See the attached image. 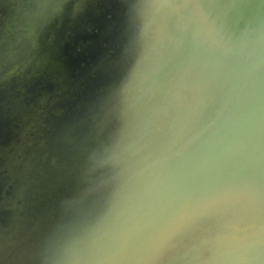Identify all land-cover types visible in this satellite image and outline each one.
Here are the masks:
<instances>
[{"label": "water", "instance_id": "obj_1", "mask_svg": "<svg viewBox=\"0 0 264 264\" xmlns=\"http://www.w3.org/2000/svg\"><path fill=\"white\" fill-rule=\"evenodd\" d=\"M0 264H264V0H0Z\"/></svg>", "mask_w": 264, "mask_h": 264}]
</instances>
